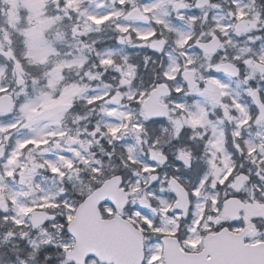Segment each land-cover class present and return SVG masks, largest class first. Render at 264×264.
<instances>
[{"label":"snow or ice","instance_id":"obj_1","mask_svg":"<svg viewBox=\"0 0 264 264\" xmlns=\"http://www.w3.org/2000/svg\"><path fill=\"white\" fill-rule=\"evenodd\" d=\"M0 264H264V0H0Z\"/></svg>","mask_w":264,"mask_h":264}]
</instances>
